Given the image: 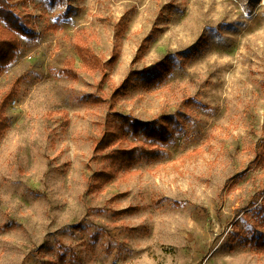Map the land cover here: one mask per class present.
<instances>
[{
  "label": "rangeland",
  "instance_id": "rangeland-1",
  "mask_svg": "<svg viewBox=\"0 0 264 264\" xmlns=\"http://www.w3.org/2000/svg\"><path fill=\"white\" fill-rule=\"evenodd\" d=\"M7 1L0 264H264V0Z\"/></svg>",
  "mask_w": 264,
  "mask_h": 264
},
{
  "label": "trees",
  "instance_id": "trees-1",
  "mask_svg": "<svg viewBox=\"0 0 264 264\" xmlns=\"http://www.w3.org/2000/svg\"><path fill=\"white\" fill-rule=\"evenodd\" d=\"M0 17L11 29H13L15 31L19 30V31H21V33L25 32L24 29L22 28V26L19 24V22L15 18V16H13V13L9 10V5H8L7 0H0ZM8 48H11V47L8 46ZM9 60L10 59H8V58L2 57L0 59V64L5 65L9 62ZM0 107L4 108L3 102H1ZM2 123L3 122H2V118H1V114H0V126ZM100 144H103V141ZM97 146L100 148L99 143L97 144ZM102 148H104V147H102Z\"/></svg>",
  "mask_w": 264,
  "mask_h": 264
}]
</instances>
